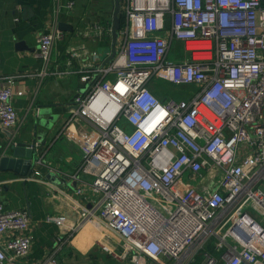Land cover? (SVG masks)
Returning a JSON list of instances; mask_svg holds the SVG:
<instances>
[{"label": "built area", "instance_id": "1", "mask_svg": "<svg viewBox=\"0 0 264 264\" xmlns=\"http://www.w3.org/2000/svg\"><path fill=\"white\" fill-rule=\"evenodd\" d=\"M54 1L56 24L37 39L45 62L66 37L60 14L76 5ZM120 2L113 58L70 47L85 57V87L69 121L91 138L67 174L81 182L77 193L89 185L97 195L71 232L92 223L98 245L126 264H264V0ZM111 30L112 21L95 20L82 33ZM16 77H0L4 127L19 124ZM160 80L190 87V96L155 91ZM48 219L66 226L65 215ZM33 242L28 209L0 201V264H60L55 253L29 262Z\"/></svg>", "mask_w": 264, "mask_h": 264}, {"label": "crops", "instance_id": "2", "mask_svg": "<svg viewBox=\"0 0 264 264\" xmlns=\"http://www.w3.org/2000/svg\"><path fill=\"white\" fill-rule=\"evenodd\" d=\"M75 2L71 14H60L58 26L60 22L69 26L63 28L66 37L56 43L50 61L45 62L36 55L37 39L56 24L55 1L0 0V77L17 75L13 103L19 116L17 126L4 127L0 123V160L5 154H13L9 147L17 140L35 142L44 150L42 163L37 157L31 173L0 168V201L8 209H28L30 213L34 242L29 262L55 253L60 264H71L79 254L98 245L100 237L92 223H85L74 233L70 229L81 220L80 211L97 200L89 185L83 193H77L81 182L67 174L76 171L91 138L87 126L69 121L73 97L85 87L78 72L85 57L72 56L70 47L84 46L99 54L97 60L107 62L114 45L112 30L97 38L83 34L82 29L95 20L111 22L115 0ZM103 46L109 48L101 51ZM179 46L175 42V47ZM41 148H35L39 157ZM37 171L39 178H31ZM81 174L87 180L92 178ZM59 215L66 216V226L48 219Z\"/></svg>", "mask_w": 264, "mask_h": 264}, {"label": "water", "instance_id": "3", "mask_svg": "<svg viewBox=\"0 0 264 264\" xmlns=\"http://www.w3.org/2000/svg\"><path fill=\"white\" fill-rule=\"evenodd\" d=\"M121 2L120 0H115V6L113 10V20H112V34L114 38V45L111 55L108 57L109 59L114 57L116 52L115 43L119 37V29L121 26ZM59 26L63 28H68L69 26L60 22ZM33 144L25 143L23 141H15L13 145L9 147V149L13 150V154H5L0 160V168L1 169H11L16 172H20L22 174L31 173L34 162L36 158L39 156L38 151L32 147Z\"/></svg>", "mask_w": 264, "mask_h": 264}, {"label": "rangeland", "instance_id": "4", "mask_svg": "<svg viewBox=\"0 0 264 264\" xmlns=\"http://www.w3.org/2000/svg\"><path fill=\"white\" fill-rule=\"evenodd\" d=\"M108 48H109L108 46H103V50L101 51H104ZM169 57L173 60H176L173 51L170 52ZM159 83H160L159 86L160 87L162 86L165 89L166 93L170 96H174L177 98L190 96L188 89H191V88L188 86H182V85L175 86L166 81H161V80ZM112 241L117 244L118 251L121 250L120 248L121 243L118 242L116 238H113ZM124 261L126 260H121V259L118 260L114 256L105 252L99 245L95 244L91 249L79 254V256L76 257L75 262L71 264H111V262L112 264H126Z\"/></svg>", "mask_w": 264, "mask_h": 264}, {"label": "trees", "instance_id": "5", "mask_svg": "<svg viewBox=\"0 0 264 264\" xmlns=\"http://www.w3.org/2000/svg\"><path fill=\"white\" fill-rule=\"evenodd\" d=\"M120 16H121V26H123L125 22H124V15L122 11L120 13ZM154 90L159 92V89L157 87H154Z\"/></svg>", "mask_w": 264, "mask_h": 264}]
</instances>
